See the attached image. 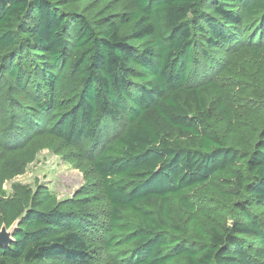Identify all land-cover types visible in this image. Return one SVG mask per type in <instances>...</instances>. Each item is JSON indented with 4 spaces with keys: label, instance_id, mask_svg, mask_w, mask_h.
<instances>
[{
    "label": "trees",
    "instance_id": "trees-1",
    "mask_svg": "<svg viewBox=\"0 0 264 264\" xmlns=\"http://www.w3.org/2000/svg\"><path fill=\"white\" fill-rule=\"evenodd\" d=\"M131 1L129 14L94 19L68 0H0V75L15 93L46 97L49 132L65 145L97 147L104 122L123 124L94 160L110 208L103 245L133 247L112 264H264V0ZM240 29L236 116L218 85H193L194 32L210 62ZM9 101L5 121L22 113ZM88 206L28 209L0 264H96L85 229L99 217Z\"/></svg>",
    "mask_w": 264,
    "mask_h": 264
},
{
    "label": "rangeland",
    "instance_id": "rangeland-1",
    "mask_svg": "<svg viewBox=\"0 0 264 264\" xmlns=\"http://www.w3.org/2000/svg\"><path fill=\"white\" fill-rule=\"evenodd\" d=\"M67 3L69 11L94 19H115L134 9L131 0H68ZM123 33L127 34L128 29H123ZM194 33L198 43L195 54L199 60L197 67L200 76L192 80L193 85H218L227 98L230 112L240 116L244 113L245 101L243 103L238 100L240 91L232 86L235 84L240 60L248 55L244 30L238 31V40L231 45L210 52V62L200 61L202 40L199 30ZM8 81L6 74L0 75V122L4 124L2 127L0 123V133L5 138L12 133L16 136L12 138L11 145L6 144L7 140H0V227L4 224L5 215L13 216L16 222L30 208L46 211L63 204L87 200L93 215L99 217L98 221L91 222L85 229V234L93 244L90 260L96 264H112L116 256L120 260L133 247L116 246L109 250L103 245L109 226L110 208L102 179L94 169V160L105 148L114 144L123 130V124L104 122V126L99 129L100 144L97 147L88 142L65 145L49 132L51 114L39 106L46 97L33 98L32 92L26 95L15 93L14 85ZM65 86L68 88L69 83ZM213 97L214 94L210 98ZM9 98L14 100V105H19L22 113L17 111L16 119L5 121L1 113L8 111ZM251 105L252 102L246 104V107ZM19 120L22 124L17 125ZM6 147L11 148L7 150ZM172 205L175 221L183 222L187 216L186 211L177 201H172ZM124 218L132 220L129 215Z\"/></svg>",
    "mask_w": 264,
    "mask_h": 264
},
{
    "label": "water",
    "instance_id": "water-1",
    "mask_svg": "<svg viewBox=\"0 0 264 264\" xmlns=\"http://www.w3.org/2000/svg\"><path fill=\"white\" fill-rule=\"evenodd\" d=\"M20 221L13 222L9 227L2 224L0 227V248H7L13 243V237Z\"/></svg>",
    "mask_w": 264,
    "mask_h": 264
}]
</instances>
